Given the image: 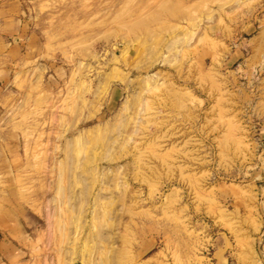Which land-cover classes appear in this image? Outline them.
Segmentation results:
<instances>
[{
  "label": "rangeland",
  "instance_id": "1",
  "mask_svg": "<svg viewBox=\"0 0 264 264\" xmlns=\"http://www.w3.org/2000/svg\"><path fill=\"white\" fill-rule=\"evenodd\" d=\"M0 264H264V0H0Z\"/></svg>",
  "mask_w": 264,
  "mask_h": 264
},
{
  "label": "crops",
  "instance_id": "2",
  "mask_svg": "<svg viewBox=\"0 0 264 264\" xmlns=\"http://www.w3.org/2000/svg\"><path fill=\"white\" fill-rule=\"evenodd\" d=\"M0 249H4V251L8 252L10 247L2 242V243H0Z\"/></svg>",
  "mask_w": 264,
  "mask_h": 264
}]
</instances>
